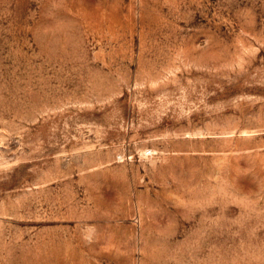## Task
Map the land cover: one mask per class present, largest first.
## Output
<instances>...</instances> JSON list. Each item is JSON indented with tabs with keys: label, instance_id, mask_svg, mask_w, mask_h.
<instances>
[{
	"label": "rangeland",
	"instance_id": "rangeland-1",
	"mask_svg": "<svg viewBox=\"0 0 264 264\" xmlns=\"http://www.w3.org/2000/svg\"><path fill=\"white\" fill-rule=\"evenodd\" d=\"M0 264H264V0H0Z\"/></svg>",
	"mask_w": 264,
	"mask_h": 264
}]
</instances>
